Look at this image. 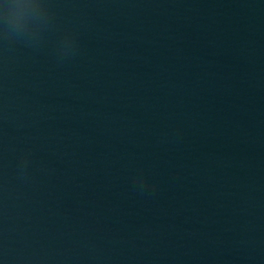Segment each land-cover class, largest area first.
Here are the masks:
<instances>
[{
    "label": "water",
    "instance_id": "obj_1",
    "mask_svg": "<svg viewBox=\"0 0 264 264\" xmlns=\"http://www.w3.org/2000/svg\"><path fill=\"white\" fill-rule=\"evenodd\" d=\"M0 0V264H264V0Z\"/></svg>",
    "mask_w": 264,
    "mask_h": 264
},
{
    "label": "clouds",
    "instance_id": "obj_2",
    "mask_svg": "<svg viewBox=\"0 0 264 264\" xmlns=\"http://www.w3.org/2000/svg\"><path fill=\"white\" fill-rule=\"evenodd\" d=\"M4 7H5L6 11H8V9L10 7V0H6Z\"/></svg>",
    "mask_w": 264,
    "mask_h": 264
}]
</instances>
